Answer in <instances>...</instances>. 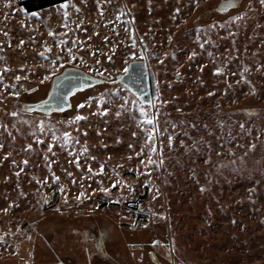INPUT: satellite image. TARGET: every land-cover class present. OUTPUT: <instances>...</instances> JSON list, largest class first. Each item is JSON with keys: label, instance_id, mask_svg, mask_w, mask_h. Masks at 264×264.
I'll return each instance as SVG.
<instances>
[{"label": "rangeland", "instance_id": "obj_1", "mask_svg": "<svg viewBox=\"0 0 264 264\" xmlns=\"http://www.w3.org/2000/svg\"><path fill=\"white\" fill-rule=\"evenodd\" d=\"M25 1L0 0V264H264V0ZM133 61L155 133L117 81ZM69 67L105 82L20 108Z\"/></svg>", "mask_w": 264, "mask_h": 264}, {"label": "water", "instance_id": "obj_2", "mask_svg": "<svg viewBox=\"0 0 264 264\" xmlns=\"http://www.w3.org/2000/svg\"><path fill=\"white\" fill-rule=\"evenodd\" d=\"M225 3L226 2L220 5L219 11H228L235 5V2L232 1L231 7L221 10V6ZM127 69V72L117 76V81L134 92L140 102L141 97H143L144 105L152 106L153 104L149 105L147 102H154V99L157 97L156 82L155 75L153 71L149 69L147 62L133 61L129 64ZM138 75L141 77L140 79L136 78ZM104 82V79L94 77L82 69L69 67L53 78L51 91L46 99L36 103L20 104V108L28 112L36 111L46 115L61 113L71 108V98L75 94L102 85ZM59 94L66 96V104H57L54 97Z\"/></svg>", "mask_w": 264, "mask_h": 264}, {"label": "snow or ice", "instance_id": "obj_3", "mask_svg": "<svg viewBox=\"0 0 264 264\" xmlns=\"http://www.w3.org/2000/svg\"><path fill=\"white\" fill-rule=\"evenodd\" d=\"M197 6H198V3H197ZM231 6H232V0H226V3H225L224 5L221 6V10H224L225 8H227V7H231ZM59 7L62 8V9L64 10V11H63V16H64L65 19H67V17H68V11H67V9H68V7H69V0H63V3H62ZM77 11H79V9H77ZM177 11H179V9H177ZM26 15H27V13H26ZM64 27H67V24H65ZM51 34L54 35V33H51ZM61 43H63V41H61ZM133 43H134V41H133ZM201 47H203V44H201ZM69 54L71 55V53H69ZM41 55H44V54L41 53ZM130 55H132L133 57H135V56L137 55V53H130ZM72 59H75V57L72 56ZM109 59H111V57H109ZM142 59H143V57L141 56V60H142ZM53 63H55V61H53ZM123 71H124V72H127L128 69H127V68H124ZM220 71H221L220 68H217V69H216V72H217V73H219ZM101 75H102V74H101ZM136 78H137V79H140L141 77L138 75ZM17 79H19V77H17ZM13 95L19 96V93H18V92H17V93H13ZM54 99L56 100L57 104H66V103H67L66 96L63 95V94H59V95L55 96ZM88 99L91 100L92 98L89 97ZM103 102H104V96L101 95L100 98H99V103L102 104ZM87 103H88V101H84V102H82V103H78V104H77V107H78V108H83V107L85 106V104H87ZM147 103H148L149 105H152V104H153L152 101H148ZM69 106H70V105H69ZM103 111H104V112H107L108 109L105 108V109H103ZM139 112H140V114H141V117H142L143 122H144L145 124H147V125H151V126H152V133H155L156 130H157V125L154 123L155 116H152V117L149 116V114H148V112L146 111V108H145V106H144V103H143V97H141V105H140V107H139ZM15 114H16V113H13V115H15ZM118 115H119V113H118ZM84 118H85V117H83V116H81V115H77L74 119L77 120V121H79V120L84 119ZM43 130H44V128H43V122H41V125H40V131H43ZM63 137H64V139H65L66 141H68L69 143L71 142V133L65 131V132L63 133ZM147 138H148L149 141H152V139H153V135H152V134H148ZM53 139L55 140V139H57V137H56L55 135H53ZM0 147H2V146H0ZM27 147H28L29 149H31V148H32V145L29 144ZM84 150L86 151V149H84ZM141 151H143V149H142ZM155 151H156V148L153 147V148L151 149V152L154 153ZM25 163H27V161H25ZM149 163H152V161L149 160ZM76 166H77V167L80 166V165H79V162H78V158H77V164H76ZM89 170L91 171V168H89ZM102 170H103V165H101V171H102ZM146 170H147V169H146ZM69 175H71V173H69ZM55 179L58 180L59 177H55ZM116 183H119V181L114 182V183H113V187H115ZM129 187H131V186H129ZM202 190H203V189H202ZM61 191H63V188H61ZM102 191H104L105 193H108V192H109V189H108V188H102ZM83 195H84L83 193L80 194V196H83Z\"/></svg>", "mask_w": 264, "mask_h": 264}, {"label": "trees", "instance_id": "obj_4", "mask_svg": "<svg viewBox=\"0 0 264 264\" xmlns=\"http://www.w3.org/2000/svg\"><path fill=\"white\" fill-rule=\"evenodd\" d=\"M61 3H63V0H28V1L23 2L22 6H24V8L28 12H35V11L49 8V7H52V6L61 4ZM219 13H221V11H219Z\"/></svg>", "mask_w": 264, "mask_h": 264}, {"label": "built area", "instance_id": "obj_5", "mask_svg": "<svg viewBox=\"0 0 264 264\" xmlns=\"http://www.w3.org/2000/svg\"><path fill=\"white\" fill-rule=\"evenodd\" d=\"M137 214H139V215H143V216H149V213L147 212V211H139Z\"/></svg>", "mask_w": 264, "mask_h": 264}]
</instances>
